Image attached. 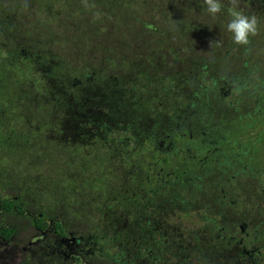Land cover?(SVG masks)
<instances>
[{"label":"trees","instance_id":"16d2710c","mask_svg":"<svg viewBox=\"0 0 264 264\" xmlns=\"http://www.w3.org/2000/svg\"><path fill=\"white\" fill-rule=\"evenodd\" d=\"M224 4L213 19L204 0H0V70L7 73L3 82L9 93L0 120L12 121L3 124V141L9 145L0 155V249L15 247L18 264H64L62 255L51 250L55 236H70L87 249L85 260L93 252L98 260L92 264H122V248H132L135 236L137 241H161L155 236L156 196L172 204L181 200L170 189L177 188L172 176L183 178L184 187L202 184L206 176L198 159L202 135H197L209 119L204 90L233 80V103L223 104L221 95L215 96L216 106H209L219 116L210 123H219L220 134L235 137L239 110L234 93L246 89L237 76L248 83L254 74L264 76V30L247 46L234 44L226 31L233 3ZM199 35L224 58L223 64L207 58L178 74L160 75L159 89L144 85V72L119 76L137 56H113L117 47L130 49L135 43L194 54ZM240 55V67L227 63L226 57ZM207 65L225 66L232 75ZM205 81L212 84L202 87ZM147 117L154 122L142 124ZM151 125L155 128L144 129ZM75 127L82 140L96 141L73 144V130L62 136V130ZM108 127L114 133L103 138ZM133 138H140L135 152ZM161 140L163 146L178 142L179 149L166 152ZM124 142L129 151L116 153ZM155 184L166 188L148 193Z\"/></svg>","mask_w":264,"mask_h":264},{"label":"flooded vegetation","instance_id":"af4514ba","mask_svg":"<svg viewBox=\"0 0 264 264\" xmlns=\"http://www.w3.org/2000/svg\"><path fill=\"white\" fill-rule=\"evenodd\" d=\"M0 62L3 63L1 60ZM6 75L4 69L0 70L1 117L6 116L5 108L1 107L9 99L8 89L4 88L3 82ZM254 77L257 75L254 74ZM232 84L233 80H230L219 88H206L204 93L209 100L208 103L216 106L215 96L222 95V103L231 105L234 100ZM250 85L251 83H247V86ZM256 86L264 89V82H258ZM14 94L17 96L15 91ZM234 94L235 104L239 110L237 115L239 131L235 137L220 134L219 123H210L211 119L218 120L217 111L214 109L215 113L210 114L205 109L204 112L209 119L206 120V127L199 126L202 138L198 145L201 147L198 153L203 155L198 159L206 166L204 169L206 176L202 184L199 182L197 186L189 184L188 187H184L183 178L172 176L177 188L170 185V189L180 194L181 200L171 204L161 196L158 199L160 205L155 213L159 218L157 221L159 225L155 236L157 235L161 241L149 242L147 239L137 241L135 236L132 248L128 246L126 249L122 248L121 253L124 256L122 264H264V155L260 157L261 153H264V139L261 140L264 138V123L259 120V117H264V90L262 101H259L260 98L248 88L244 90L240 87ZM190 108L188 105L187 109ZM4 123L10 124L12 121L0 120V155L5 153L9 145L3 141ZM221 124L224 128L223 122ZM110 128L112 127L104 129L107 136L103 135V138L108 137V132L111 133ZM145 128L150 130L155 127L151 125ZM67 130H73L70 134V141L73 144L81 143L86 146L96 141L82 140L81 131L79 133L76 127L62 130V136H67ZM113 133L114 131L111 135ZM137 143L133 141V151L138 147ZM163 144L164 140L159 141L160 146ZM205 144L209 145L208 148L204 146ZM163 147L164 150L177 151L179 144L167 142ZM188 151L191 152V148H188ZM193 156L196 157V154ZM225 161H231L232 164L226 165ZM242 163L244 169L252 175L251 180L255 179L260 183L257 189L250 190L242 184L249 179L235 180L234 175H229L225 170L227 166L237 167ZM213 164L215 167H212ZM158 185L160 190L166 188L165 185ZM143 217L151 219L149 214ZM164 219L168 222H164ZM147 231L152 234L149 229ZM54 238L57 244L55 243L56 247L51 253L57 252L59 256L61 254L66 261L64 264L82 262L92 264L98 260L93 256V252L92 258L88 257L85 260L84 254L87 253V249L79 247L78 242L74 244V239L70 236ZM116 250L120 252L119 245H116Z\"/></svg>","mask_w":264,"mask_h":264},{"label":"rangeland","instance_id":"374dc122","mask_svg":"<svg viewBox=\"0 0 264 264\" xmlns=\"http://www.w3.org/2000/svg\"><path fill=\"white\" fill-rule=\"evenodd\" d=\"M236 7H237V10L239 9L243 13L247 12V15L256 16L258 21H259V30H264V0H238ZM194 40H195L196 45L198 47V51L195 52L194 54H192L189 50L180 52V51H177L176 49L167 50L165 48H149L145 44H142L144 46H137L134 43L132 45V47H130V49H128V48L123 49V48L117 47V51H114L112 55L114 56L117 53H122V54L128 55V53H130L133 56H137V60L133 61V66L130 65L129 70L125 71L124 73L120 72L119 76L126 77V78H132V77L134 78V76L136 74H143V72H144L146 74L145 81L147 82V83L144 82V85L147 86V84H148L151 87V89H159L160 87H159V83H158V77L160 75L167 77V76H170V74H178V72H180V70L186 71L191 66L195 65L196 63H202V64L207 63L208 62L207 58L215 60L220 64L224 63V58L221 55H219L217 52H215L211 47H206L207 44L204 45V41L202 40L201 35L194 37ZM140 41H142V40H140ZM107 47H108V44L106 43L105 47L102 48V51L105 52L107 50ZM196 55H198V56H196ZM202 55H204L206 57H204ZM261 55L264 57V52L261 53ZM143 56L150 57L152 63L151 64L145 63L143 61V58H142ZM97 57H104V56L99 55ZM173 58H178L181 60L179 62H176V61L172 60ZM137 61H138V63H137ZM226 61L228 64L232 65L233 67H240L242 65L243 58L241 55L238 58L233 57V56H231V57L228 56V57H226ZM207 67L210 70H214L216 68L221 70L223 73H226V76L228 78L231 77V75H232L231 70L223 69V68H225V66H223V68H221V67H218L215 65H207ZM162 68H164V71ZM204 70H207V68H204ZM237 78H239L238 81H239L241 86L245 85V88H248V89H250V91H253V93H255L260 98L259 101H262L261 96H262V92L264 89H263V87L256 86V83L264 82V76L254 77V75H252L250 86H246L248 81H250L246 77L237 76ZM211 84H212L211 81H205L202 83V87H205V86H208ZM167 88L171 92L172 88H173V83L169 82V85H167ZM188 93H189V90H188ZM191 93H193V92H191ZM191 93H189V94H191ZM129 97L130 96L126 97V99H129ZM229 99H230V97L228 98V100ZM118 105H119L118 107L120 109L121 102L119 100H118ZM122 105L124 106V108H126V110H128L127 106L130 107L129 104H122ZM179 105L180 104L178 102L174 103V105H172V107H174L173 112H175V109L177 112ZM245 109L246 108H242V110H245ZM206 110L210 114L215 113V110L212 109L211 106H207ZM147 119H148V121L142 122V124H149L151 122V120H152V123L154 122L153 117H147ZM259 120L260 121L264 120V117H260ZM121 122H122V120H121ZM144 129H146V128L144 127ZM197 135L200 136L201 134H197ZM137 140H140V138H138V139L133 138V141L138 142ZM114 151L116 153H120V152L127 153L129 151L127 148V143L124 142V147H122V149L115 148ZM167 151H169V150H166V152ZM261 154H262V156H260V157H263L264 153H261ZM212 167H215V164H213ZM249 169H251V166ZM225 170L227 171V173L229 175H234L233 178L235 180L249 179L247 181L242 182V184L244 186L248 187L250 190L251 189H257L258 184H260L255 179L253 181L251 180L250 177H252V175L249 174L244 169V163L239 164L237 167L227 166L225 168ZM156 189L160 190L158 184L153 185V187L150 190H148L147 192L152 193ZM159 198H160V195H157L156 199H159ZM203 211H204V208L201 209V213H203ZM170 220L172 221V218H170ZM18 259H19V257H17V250L15 249V247H7L4 249H0V264H18Z\"/></svg>","mask_w":264,"mask_h":264},{"label":"clouds","instance_id":"9594fccd","mask_svg":"<svg viewBox=\"0 0 264 264\" xmlns=\"http://www.w3.org/2000/svg\"><path fill=\"white\" fill-rule=\"evenodd\" d=\"M233 9L230 12V19L226 24V31L231 34L234 44L239 46H247L251 42V38L257 35L259 31V21L256 16H250L242 11L237 10L238 0H232ZM207 13L215 19L224 10V0H204ZM153 29V25L147 26Z\"/></svg>","mask_w":264,"mask_h":264}]
</instances>
